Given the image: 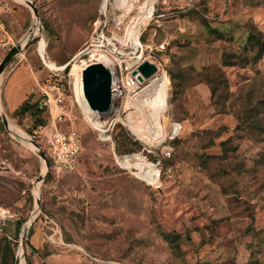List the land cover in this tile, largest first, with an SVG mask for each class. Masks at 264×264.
Masks as SVG:
<instances>
[{"label": "rangeland", "instance_id": "rangeland-1", "mask_svg": "<svg viewBox=\"0 0 264 264\" xmlns=\"http://www.w3.org/2000/svg\"><path fill=\"white\" fill-rule=\"evenodd\" d=\"M2 1L11 41L0 45V60L21 46L0 71V226L12 231L19 221L12 264H264V52L220 64L247 25L264 39V0H152L150 12L145 0H107L104 9V0H30L36 17L22 0ZM99 9L115 50V59L106 55L110 70L137 54L157 64L142 84L162 75L163 133L151 134L133 96L112 93L117 111L111 123L100 118L104 139L84 114L73 75H65L66 113L55 126L75 129L82 149L72 169L56 171L37 154L46 151L37 127L28 130V115L12 110L40 97L37 83L48 71L40 49L51 65L69 60L65 71L87 61L70 58L89 41ZM201 18L223 35L208 32ZM131 29L144 40L133 44ZM169 68L186 76L177 93ZM45 114L40 125L50 131ZM176 117L183 120L169 142ZM117 122L136 141L128 151L115 149Z\"/></svg>", "mask_w": 264, "mask_h": 264}, {"label": "built area", "instance_id": "built-area-1", "mask_svg": "<svg viewBox=\"0 0 264 264\" xmlns=\"http://www.w3.org/2000/svg\"><path fill=\"white\" fill-rule=\"evenodd\" d=\"M5 7L6 3L0 0V10L4 9ZM100 9H104V6H101ZM100 9V16L94 19V27L90 34L89 41L82 47L81 50H79L76 54H74L73 57L70 58L73 59L79 57L80 55H86L87 61H85L83 65L90 61L96 60L94 54L109 55L111 56V59H115V50H108L107 48L110 37L107 35V30L104 26L106 23L105 13ZM10 41V34L7 32L0 17V45H4L6 43H9ZM140 60L141 56L140 54H137L135 58L131 59L130 61L124 60L123 64L118 61L117 69H109L111 74V89L113 90L112 93L123 95V92H125L129 95L131 101L132 95L136 94L143 85L142 83L139 84L134 75L130 73V70L135 67L140 62ZM68 63L69 60L65 61L62 64H57L54 66H48L45 63L48 71L44 76V80L37 83L40 93V97L37 99L38 105L46 106V108L48 109L50 114L47 119V124L48 126L53 127V129L50 131H46L44 130V126L38 125L35 131L41 133L43 142L46 146V151L44 150V154L48 158V161L50 160L52 166L56 171H58L59 169H72L74 164L76 163L77 156L82 149L80 134L75 129H68L65 131L57 129L54 121L55 119H61L62 116L66 113L64 100H67V97L63 93L64 89L62 78H64L65 75L72 74L71 67L69 68V70L64 72L65 66ZM112 76L114 79L113 81ZM130 105L132 104L130 103ZM53 110L54 113L52 112ZM113 110L117 111V109ZM113 118L114 116L108 118L109 123L113 121ZM171 123L173 134H171L170 137L176 134V132L181 127V124L177 121H171ZM106 136L107 137H104V139H110L109 134H106ZM169 152V148L166 147L162 150L163 155H168Z\"/></svg>", "mask_w": 264, "mask_h": 264}, {"label": "trees", "instance_id": "trees-1", "mask_svg": "<svg viewBox=\"0 0 264 264\" xmlns=\"http://www.w3.org/2000/svg\"><path fill=\"white\" fill-rule=\"evenodd\" d=\"M100 16L98 15L96 17ZM201 22L203 23L205 29L208 32L212 33L216 37H221L223 35L222 31L217 28L210 26L208 22L204 18H201ZM247 32L242 41L239 42L238 46L235 49L230 50L229 52H224L220 58V64L230 65L233 63H238L242 65L247 63L248 61H255L260 55L264 52V39L262 38V34L260 30L256 29L252 24L247 25ZM139 39L141 37V33L138 36ZM142 40L143 36L141 37ZM68 64H66L65 69ZM64 69V71H65ZM175 71V72H174ZM169 68L165 70V74L170 81L171 93H177L176 91H180L181 84L184 82V78L186 77L182 70L180 69ZM66 88V84L63 83V89ZM67 92V90H66ZM172 96V94H171ZM264 105V99H263ZM46 106H39L37 100L30 101L27 97L22 99L12 110L13 116L25 115L27 114L30 118V128L37 127L41 123L45 122L47 115L45 114ZM182 117H176L172 119V121H177L181 124ZM114 128L116 132L114 133V141H115V149L118 152L128 151L132 148L133 144H136L135 140L130 139L128 131L121 126L118 122L115 123ZM178 134H174L172 137L168 138L167 141L173 142ZM81 137V136H80ZM225 139L220 140L221 144H224ZM82 142V139H81ZM170 155V152L169 154ZM79 156V154H78ZM77 156V159H78ZM161 157L165 159V155L161 154ZM167 157V156H166ZM76 159V162H77ZM162 159V160H163ZM153 167V166H152ZM151 167V168H152ZM19 221H15L12 231L6 229L4 226H0V261L7 264H12L13 262V245L15 244L14 238H16V231L18 229ZM163 239L168 240L170 244L174 243V239H170L168 233L161 231L160 232ZM32 249V246H30ZM172 247H175L172 245ZM86 251V250H85ZM26 263L30 264V259H26ZM240 264H245L244 262Z\"/></svg>", "mask_w": 264, "mask_h": 264}, {"label": "water", "instance_id": "water-1", "mask_svg": "<svg viewBox=\"0 0 264 264\" xmlns=\"http://www.w3.org/2000/svg\"><path fill=\"white\" fill-rule=\"evenodd\" d=\"M28 4L34 14H36L35 6L30 0H24ZM19 44H13L3 55L0 60V71L3 69L7 61L20 50ZM157 65L155 62L148 59H141L140 62L130 70V73L134 75L135 79L141 84L145 79L157 71ZM81 76V89L84 100L87 106L91 110L99 112L98 118L112 117L114 113L112 110V89H111V74L107 65H104L98 60L90 61L80 68ZM2 121L5 124V118L1 116ZM35 145V142L32 141ZM37 154L44 160V166L47 168L48 158L44 154L43 150L38 149ZM47 169L43 171V174L37 176V179H41ZM37 202V199H36Z\"/></svg>", "mask_w": 264, "mask_h": 264}, {"label": "bare ground", "instance_id": "bare-ground-1", "mask_svg": "<svg viewBox=\"0 0 264 264\" xmlns=\"http://www.w3.org/2000/svg\"><path fill=\"white\" fill-rule=\"evenodd\" d=\"M22 1L24 2V0H22ZM145 1H147L149 4L147 11L150 12L152 0H145ZM106 2H107V0H104L103 6L106 4ZM124 5H127V4H124ZM130 33L132 36L133 44L136 45L137 42H139L137 34H136L137 32H135L134 30L131 29ZM39 54L48 66H54V65H51L52 61L45 60V58L43 56V49L39 50ZM98 61H100L104 65H107L110 62L108 57L104 54L99 55ZM53 64H55V63L53 62ZM80 68H81V66L77 67L76 65L73 64L72 70H71L73 77H74V80H75L74 81V87H75L76 96H77L78 101H79V103H80V105L84 111L85 116L90 120V123L96 129L99 130V134L101 137L102 136L107 137L105 132H104L105 129L100 127L101 121L98 118L99 112H97L95 110H91L87 106V104L84 100V97L82 94V89H81V83H80ZM113 80L114 79L112 76V81ZM112 92H113V90H112ZM164 95H165L164 83L162 82V75L159 74V75L152 77L149 80V83L147 85H145V86L142 85L141 88L139 89V91L136 94L132 95L133 98L131 97L133 99L132 105H134L137 108L139 115H141L142 121L147 125V128L150 130L151 134L154 137L155 136L157 137L163 133V126H162V122L160 119V115L162 112L165 111V109L167 107V98H165ZM35 182L38 183L39 180H36Z\"/></svg>", "mask_w": 264, "mask_h": 264}]
</instances>
